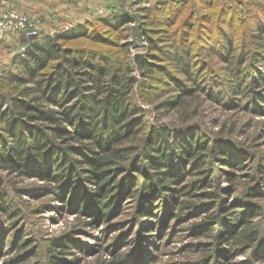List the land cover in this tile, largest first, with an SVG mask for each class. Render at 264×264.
<instances>
[{
	"label": "trees",
	"instance_id": "obj_1",
	"mask_svg": "<svg viewBox=\"0 0 264 264\" xmlns=\"http://www.w3.org/2000/svg\"><path fill=\"white\" fill-rule=\"evenodd\" d=\"M137 10L29 37L1 72L0 264H80L79 230L97 264H264V0ZM51 211L74 219L48 236Z\"/></svg>",
	"mask_w": 264,
	"mask_h": 264
},
{
	"label": "crops",
	"instance_id": "obj_2",
	"mask_svg": "<svg viewBox=\"0 0 264 264\" xmlns=\"http://www.w3.org/2000/svg\"><path fill=\"white\" fill-rule=\"evenodd\" d=\"M149 1L153 4L157 0ZM127 2V0L115 2L104 0H0V13L7 9L23 11L36 20L41 30L40 35H45L87 21H100L118 9L128 10L135 1L128 8L126 7L129 6L126 5ZM28 40L29 37L20 32H9L0 37V74L6 68V64L18 58Z\"/></svg>",
	"mask_w": 264,
	"mask_h": 264
},
{
	"label": "rangeland",
	"instance_id": "obj_3",
	"mask_svg": "<svg viewBox=\"0 0 264 264\" xmlns=\"http://www.w3.org/2000/svg\"><path fill=\"white\" fill-rule=\"evenodd\" d=\"M127 1L128 2L126 3V5L128 4L129 5L128 7H130L133 2L131 0H127ZM136 8L137 9L141 8V5L136 4V7H130V12L138 16L140 15V13H138L139 11ZM146 41H147V38H146ZM144 44L146 45L147 42H144ZM138 51H145V50L143 48H139ZM263 147H264V144H263ZM52 212L53 211L44 214L43 217L40 218L39 225H38V227L43 231V234L48 235V236H51L52 234L53 235L57 234L62 230L68 229L69 226L71 225L70 222L74 219V216H68V215L60 216L57 214L58 215L56 216L57 220H54L53 217H50ZM77 233L79 236L77 238L80 240L81 244L83 245V249L82 251H80V253L82 252L85 253V259H83L80 264H97V261L100 257H102L103 259L110 258V253L108 251H102V252L99 251L100 246L98 245L101 244L100 238H97V237L89 238V236L82 230L77 231ZM180 244L181 242L179 239H176L175 241L171 243L172 246H175V245L178 246ZM7 256L8 255H5V257ZM238 259L243 260L242 257Z\"/></svg>",
	"mask_w": 264,
	"mask_h": 264
},
{
	"label": "built area",
	"instance_id": "obj_4",
	"mask_svg": "<svg viewBox=\"0 0 264 264\" xmlns=\"http://www.w3.org/2000/svg\"><path fill=\"white\" fill-rule=\"evenodd\" d=\"M104 1L115 2L118 0H104ZM150 4L151 2L149 0H143V2L140 3L141 7H145ZM126 7L128 8V6ZM129 10L130 8H128L127 11ZM9 32H20L27 37L38 36L41 34L40 27L36 22V20H34L29 14L16 9H7V10H3L0 13V37L5 36V34ZM132 40L133 39H130V41ZM144 42H147L146 37L142 36L141 39H139L136 42V45L132 47L133 54L136 52H144L146 54L148 42L146 45L144 44ZM139 48H143L145 51H138Z\"/></svg>",
	"mask_w": 264,
	"mask_h": 264
},
{
	"label": "water",
	"instance_id": "obj_5",
	"mask_svg": "<svg viewBox=\"0 0 264 264\" xmlns=\"http://www.w3.org/2000/svg\"><path fill=\"white\" fill-rule=\"evenodd\" d=\"M134 61L137 65V69L141 70L142 64L146 58V54L144 52H136L133 54Z\"/></svg>",
	"mask_w": 264,
	"mask_h": 264
}]
</instances>
